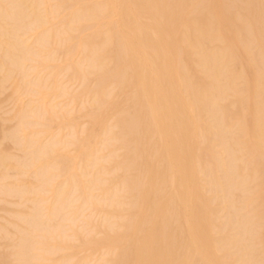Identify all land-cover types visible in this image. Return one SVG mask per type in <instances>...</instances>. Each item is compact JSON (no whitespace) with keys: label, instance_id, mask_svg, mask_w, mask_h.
<instances>
[{"label":"bare ground","instance_id":"6f19581e","mask_svg":"<svg viewBox=\"0 0 264 264\" xmlns=\"http://www.w3.org/2000/svg\"><path fill=\"white\" fill-rule=\"evenodd\" d=\"M47 1L0 0V72H3L5 64L16 69L17 73H19L16 74L21 75V78L29 76H26V72L36 71L28 69L35 67V64L32 67L28 63H35L36 58L40 56L43 50L45 51L44 48L48 46L47 43L55 36V32L51 35L45 33L44 30L46 29H41L44 27V20H46L43 18V8ZM65 1L70 2L72 0ZM72 11L74 10L72 9ZM71 16V21L69 22L74 26H67L69 30H74L73 28L82 29L83 23L85 24L89 19H97L101 16L110 17L107 21L113 19L115 26L113 36L100 40L97 42L99 44L96 45H83L81 51L84 55L85 67L75 71V74L85 81L87 75L95 70L102 69L104 61L111 59L115 68L108 76L107 81L114 88H117L118 94L124 96L125 99L122 107H118L117 94L111 95L110 99L105 101L100 87L101 82H98L96 90L93 92L96 110L103 112L101 109L102 107L105 108L104 110L110 112L112 119V128L109 126L111 131L109 129L106 130L108 128L106 126L105 132L107 134L104 135H107V138H105V141L103 140L104 138L101 139L105 144H108L106 143L107 139L114 143H116L115 141L120 143L125 152L117 165L119 169L130 173L128 177L122 180V185L120 186L123 197L128 200L125 222L118 227L107 230L109 233L104 240L100 241V244L101 242L105 243L108 247L121 248L120 254L115 259H112L110 264H264V0H102L99 5L97 4L79 14L73 12ZM40 29L42 31L39 32ZM47 31L49 30L47 29ZM32 32L36 33L35 37ZM28 33H31L30 35L34 37V39L32 38L34 41L31 44L28 42L30 38H28L29 40L25 39V35ZM48 51L46 50L45 54ZM237 54L242 57L244 63L251 64L253 67L254 74L250 84L245 83V69L236 68ZM65 62L67 63V61ZM13 72L9 71L8 73ZM8 73L6 76H10ZM30 75L34 76L32 73ZM1 78L5 82L10 79L8 76ZM2 79H0L1 84L3 82ZM45 81L47 82V79ZM45 81L43 79L42 83L45 84ZM19 82L24 84L22 81ZM31 82L29 81L30 85H35H32L34 88L39 87L38 84L41 83L34 84L35 82ZM1 84L0 86H2ZM43 84L42 86H45ZM15 87H18V85ZM51 87L48 85V88ZM19 88L21 90V87ZM29 88L30 86L28 85L27 92L30 93ZM34 88L33 91L35 90ZM14 90L17 91L18 88ZM16 91H14L15 94H17ZM22 91L24 92V89ZM33 91L31 88V93ZM35 91L32 97L34 93L37 94V91ZM14 92H12V95ZM46 92H49V90H46ZM29 93L26 94L28 95L26 97H29ZM228 95L235 97V102L232 101L233 103L230 105L221 104L226 102H223V100ZM32 102L36 103L35 100ZM37 103L36 105L39 107L40 103H38L39 105ZM26 104L25 106H28ZM25 106L23 107L25 108ZM40 108L38 109L40 110ZM119 108L120 110L117 111ZM34 109L29 108L28 110V115H31L32 119L38 118L46 112L43 107L44 113H41L40 110L38 112L40 116L37 115V117L36 110L38 109ZM17 113L19 114V111ZM24 114L18 117L14 114L17 118L15 129L18 128V130L6 132L8 135L5 136L11 138V140L13 139L12 142L14 144L15 142L17 144L20 142H17V137L23 127L28 124L26 123L27 115ZM98 120L100 121V119ZM36 121L28 125L33 127L34 124L36 126ZM40 122H43L41 117L38 123ZM43 124L44 126L46 125L44 122ZM70 128L71 126L68 129ZM86 130L84 129V131ZM23 134L25 135V133ZM5 136L4 138H6ZM101 139L100 141L102 142ZM38 144V146L35 145V148L28 144L25 147V153L22 152L23 157L25 154L24 158L21 157L23 160L21 158V160L19 158L18 160L17 158L15 159L18 162L22 161V165L27 166L29 163L40 161V159L44 160L43 158L46 156L55 153L53 149L56 150L59 146L56 143V148H53L54 144L52 143L51 145ZM67 144H64L65 148ZM69 144L71 145V143ZM105 144L104 146H107ZM81 148L80 151L85 152L84 148L82 150ZM99 149L98 153L101 152ZM62 150L60 153H62ZM66 153H69V151ZM88 153L90 152L88 151ZM0 154V168L2 167L3 169L7 159L9 160L13 156L8 158L6 153ZM77 154L75 155L76 157ZM75 156L72 157L73 161L71 162L73 163L76 161ZM106 156L102 157H105L104 164L108 162ZM56 158L54 161L58 163ZM48 159L50 160V158ZM16 160L14 161L13 159L14 162ZM201 160L203 162L200 165ZM86 161L88 162V160ZM86 161L85 163H87ZM92 161L97 163L99 160L97 162ZM77 163L79 164V162ZM85 163L82 164V167L86 165ZM101 163L103 164V162ZM11 164L13 163L11 162ZM22 165L20 166L22 167ZM59 165L55 164V166L47 167V169L39 168L37 170L36 179L39 188L43 189L47 186L50 188L53 179L56 177L60 179L58 173L61 174L59 170L62 166ZM6 167H9V165ZM85 168V171H87V167ZM100 168L96 169V171L104 169L103 167ZM5 170L3 175L6 172ZM56 172L58 173L56 174ZM81 172L80 174L78 173L80 177L82 175ZM103 172L106 173L104 170ZM198 174L202 177H198ZM100 175L98 178H100ZM103 175L105 176V174ZM60 176L62 177V175ZM92 176V179L95 180L94 177L97 175ZM22 177L20 176V178ZM73 177L75 178V176L69 177L70 179L69 181L67 180L66 184L63 182L64 186L61 185L62 187H58L59 189L54 188L52 200L50 199L52 203L49 205L50 201L46 200L48 201L47 207L41 208L30 201L35 206L30 209L31 213L27 217L23 216L26 219L22 218V216H17V214L14 215L15 217H20L18 220H25L23 225L28 226V230L25 229L27 231H25L26 234H21L23 230L20 231V229L17 233V229L14 226L12 227L15 234L21 235L19 240L17 238L19 241L18 246L16 245L18 250L12 255L16 257V261L13 260L14 263L38 264V252L42 250L43 245L41 239L46 237L49 240L48 238L51 235L54 237L56 235L57 238L59 234L57 235V231L55 234L53 233L55 229L60 227L62 230L63 225L61 226L60 224H63L64 220L68 218L71 221L69 214L73 209L72 205L76 203H73L76 197L73 198L72 196L81 189V187L79 189L81 182L77 184V180L75 181ZM101 178L103 179V177ZM36 179L34 178L33 181L35 182ZM92 179L89 180L92 181ZM94 180L93 182H95ZM90 181L89 183H91ZM100 182L104 184V180H100ZM7 183L5 185L8 186L9 183ZM89 183L86 184L88 185ZM253 184L254 186L252 187ZM85 185L86 190H91L90 188L94 186L91 185L90 187L88 185L86 188ZM30 186L34 187L32 184ZM115 187L111 189L117 191ZM27 188L30 187L24 188L23 186V190H27ZM5 190L8 189L6 188ZM17 190L14 194L18 196L23 194L22 189L21 191H19L20 189ZM37 190L42 192L40 189ZM88 190L87 193L90 194ZM120 191L119 193H121ZM45 193L48 192L44 191ZM87 193L84 195H87ZM114 193L115 202L113 201L112 204L114 206V203H116L115 205L119 206L117 202L119 197L116 196V192ZM104 196H106L105 193ZM98 197L96 196V198ZM111 197L109 200L106 199V202L104 201V207L107 206L108 208L110 204L107 202L112 199ZM14 198L17 199L16 196ZM102 198L104 197L102 196ZM236 201L240 202V207L236 206ZM95 202L96 205H93L98 206V201ZM27 203L25 202V204ZM83 203L82 207L80 206L81 208H84L85 203ZM12 204L17 209L19 207L24 209L27 206L23 207L22 204L24 202L19 204L18 201L17 205L19 204V207L16 203ZM12 204L10 202V205ZM41 204H43V201H41ZM80 204L77 205L79 206ZM112 204L109 208L112 207ZM87 205L91 206L92 202L91 204L87 203ZM29 206L31 207L32 205ZM78 206L77 208L81 209ZM94 210L96 212V209ZM217 211L222 212L223 216L217 217ZM75 213L77 214V212ZM101 215L104 217V214ZM9 217L7 216V218ZM15 217L12 219L15 220ZM116 220L118 221V218ZM9 221H11V218ZM60 221H63V223ZM99 222L101 223L102 221L99 220ZM14 223L16 224V222ZM108 223H106L108 227L105 221L103 223L106 229L111 226V223ZM5 224L3 226L7 225ZM86 226L89 227L88 224ZM112 226L114 227L115 225ZM98 227L103 228L99 224ZM91 229L94 230L93 227ZM1 230L2 228L0 227ZM3 230L1 231L2 234L6 231ZM61 230H59V233H61ZM77 232L79 231L77 230ZM225 232L226 235L224 236L223 233L225 234ZM83 234L85 235V233ZM99 235L101 236V234ZM65 237V242L68 241V243L73 238L71 235L68 236L69 240H67V236ZM75 238L74 240H77ZM4 239L1 238V240ZM11 239H13V235ZM52 239L51 237L50 240ZM60 239L62 238L60 237ZM72 242L74 241L72 240L70 243L72 244ZM53 245L55 246V244ZM48 248L51 249L50 246ZM49 249L47 251L50 254ZM59 250L60 252L58 251L57 254H61V251H63ZM67 250L65 249L64 251L69 252ZM45 251L43 250V252ZM53 252H57L56 247L55 251L51 250V253ZM4 255L6 256L5 253ZM105 255L106 253L104 256H99L104 258ZM49 257L52 258L51 256ZM74 258L76 259L75 256ZM89 258H85V260ZM71 260L74 262V259L70 256L69 260L64 258L63 261L69 262ZM85 260H82L83 262L81 263L83 264ZM61 261L58 264L63 262ZM42 263H44V260Z\"/></svg>","mask_w":264,"mask_h":264},{"label":"rangeland","instance_id":"374dc122","mask_svg":"<svg viewBox=\"0 0 264 264\" xmlns=\"http://www.w3.org/2000/svg\"><path fill=\"white\" fill-rule=\"evenodd\" d=\"M79 1V2H78ZM98 1H99V3H98ZM54 4H53V3ZM102 2V0H72V1H70V2H66L65 0H48L47 2H46V4H45V6H44V10H43V18L44 19H46V20H44L45 21V23L43 24V26L44 27H42L41 29L42 30H44V29H46V30H44L45 31V33H49V34H51V35H53V32H55L54 33V35L55 36H57V38H55V36L53 37V39L49 42V43H47L48 44V46H46L44 49H45V51L43 50L42 51V53L40 54V56L39 57H37L36 59L38 60V62H40V63H38L37 62V60H36V62L35 63H28L30 66H32L33 67V64H35L34 66L36 67H33V68H31L30 66V68H28V69H34V70H32V71H35V72H26V76H28V77H22L21 78V75L19 76V75H17V74H19V73H17L18 71L16 70V69H14L13 67H11V66H9L8 67V65L7 64H5L4 66H3V72H0V76L1 77H4L5 76V78L8 76V78L10 77V79L8 80V79H6V80H8V81H6L5 82V80H3L1 77H0V79H2V86H0V91L2 92L3 91V93H1L0 92V153H2V155H3V152L4 153H6V154H4V155H6V156H8V158L9 157H12L13 159H14V161L16 160L15 158H17V160H18V158H19V160H21L22 158L21 157H23V153L22 152H24L25 153V147L29 144L30 146H33L34 148H35V145H39L38 143H40V145L41 144H45V145H51V143L52 144H54L53 145V148H56L55 147V143L58 145L59 144V146H58V148L55 150V149H53V152H55V153H51L50 154V156L48 155V156H46L45 158H43L44 160H42V159H40V161L38 160V161H36V163L35 162H33V163H29L27 166H24V165H22V161H17L16 160V162H14L13 161V159H12V161H11V159L9 158V160L13 163V164H11V162L7 159V162H6V164H5V166L4 167H6V166H8L9 165V167H10V165H12L10 168L9 167H6V168H4L3 167V169H2V167L0 168L1 170H0V227L2 228V230L3 231H5L3 234L1 233V231H0V264H16L17 262H13V260L14 261H16V257H14V256H12L13 255V253H16L17 252V250H18V248L16 247V245L18 246V243H19V239H20V237H21V235L20 234H15L14 232V230L12 229V227L14 226L16 229V232L17 231H19V229H20V231L21 230H23V233H21V234H26L25 233V231L26 230H28V226H26L25 224L23 225V223H25V220H23V221H21V220H18V218H20L21 216H22V218H25V217H27L30 213H31V210L30 209H32L35 205H33V204H37L39 207H41V208H45V207H47L48 206V201H50V199L52 200V191L53 190H55V189H59L60 187H62V186H64L62 183L64 182V184H66V182H67V180L69 181V177H71V176H75V178H74V180L77 182V184L78 183H80L81 182V184H79V189H80V187H81V189L78 191V192H76V193H74V196H72L73 198L74 197H76V198H74V199H76L75 201H73V203L74 202H76V203H74V204H76V205H72V207H73V209L71 210V213L69 214V216L71 217L70 218V220L71 221H69V218L67 219V220H64L65 222L63 223V221H60L61 223H63V224H60V222H59V224L62 226L63 225V228H62V230H61V228L60 227H57V229H55V232H53L54 234L56 233V231H57V238H56V235H55V237L54 236H52L51 235V237L53 238L52 240H50V238H48L49 240H50V243H49V240H47V238L45 237V239L43 240V239H41L42 240V243H43V245H42V250H40L39 252H38V254H39V256H38V261H37V263L38 264H47L48 263V261H49V263L48 264H56V262H57V264H58V262H60L61 260L63 261L64 260V258H65V260H69V258H70V256H71V258L72 259H74V262L71 260V261H66V262H62L61 264H82L81 262H83L82 260H85V258H88V257H90L89 259H86L87 260V262H86V260L84 261V263L83 264H110V262H111V260L112 259H115V257L116 256H118L119 254H120V250H121V248H113V247H108L105 243H102L101 242V244H100V241H102V240H104L105 239V237H106V235L109 233V231L107 232V230H109V229H113V228H115V227H118V226H120V225H122V223H124L125 222V219H126V214H127V210H128V205H127V203H128V200L126 199V198H124L123 197V193L120 191V186L122 185V180H124L126 177H128L129 175H130V173H129V171H123V170H121V169H119V167H118V162L120 161V159L122 158V156L124 155V149L121 147V145H120V143L119 142H117V141H115L116 143H114V142H112V141H109L108 139L106 140V143H108V144H105V142H103V140L105 141V138H107V135H104V134H107V132H105L106 130H108L109 129V126H110V128H112V119H111V116H110V112L109 111H106V110H104L105 108H103L102 107V109L101 110H103V112L101 111H98V110H96V108H95V106H96V104H95V101H94V95H93V92L96 90V87H97V84H98V82H101L102 84H101V89H102V93L104 94V97H103V99L105 100V101H108L109 99H110V97H111V95H113V94H117V97H116V101H117V103H118V107H122V105H123V103H124V101H125V99H124V96H120L119 94H118V90H117V88H114V86H112L111 84H110V82H108L107 81V79H108V76L112 73V70L115 68L114 67V63H113V61L111 60V59H106L105 61H104V65H103V68L102 69H99V70H95V71H93L91 74H89V75H87V78H86V80L85 81H83L84 79H82V78H80V77H78L76 74H75V71H76V69H81V68H84L85 67V62H84V55L82 54V51H81V48L83 47V45L85 44V45H96V44H99V43H97V42H99L100 40H105L106 38H109V37H111V36H113V33H114V31H115V26H114V20L113 19H110V20H108L107 21V19H109L110 17H108V16H101V17H99V18H97V19H89V21H87L85 24L83 23V27H82V29H79V30H77V29H75V28H73L74 30H69L68 29V27L71 25V23L69 22V21H71V14L74 12V13H82L84 10H88L89 8H91V7H94V6H96L97 4L99 5L100 3ZM52 3V4H51ZM74 3V4H73ZM51 4V5H50ZM72 5V6H71ZM91 5H93V6H91ZM50 6H52V7H50ZM69 7H70V9H71V11H70V9H69ZM52 8V9H51ZM56 8V9H55ZM50 9V10H49ZM72 9L74 10V11H72ZM77 10V11H76ZM48 11H49V13H48ZM76 11V12H75ZM55 14H54V13ZM49 16V17H48ZM55 16V17H54ZM54 18V19H53ZM52 20V21H51ZM102 21V22H101ZM90 22V23H89ZM96 22V23H95ZM101 22V23H100ZM47 23V24H46ZM49 24V25H48ZM105 24V25H104ZM88 25V26H87ZM68 26V27H67ZM71 26H74V25H71ZM70 26V27H71ZM89 27V28H88ZM39 30V32L40 31H42V30ZM47 29L49 30V31H47ZM83 29H84V32H83ZM113 29V30H112ZM55 30V31H54ZM81 30H82V33H81ZM63 33H62V32ZM86 31V32H85ZM90 31V32H89ZM33 34V36L35 37V35H36V33L35 32H32ZM31 33H28V34H26L24 37H25V39H28V38H30V40L28 41V42H30L29 44H31V42H33L34 40V37L32 36V35H30ZM83 34V35H82ZM95 34V35H94ZM101 34H103V35H101ZM73 35V36H72ZM32 36V37H31ZM78 36V37H77ZM80 36V37H79ZM103 36V37H102ZM62 37V39H60ZM102 37V38H101ZM33 38V39H32ZM32 39V40H31ZM58 39V40H57ZM58 42H57V41ZM63 40V42L61 43V41ZM65 40V41H64ZM80 41V42H79ZM90 42H93V43H90ZM95 42V43H94ZM56 43V44H55ZM46 44V45H47ZM57 44H59L58 46H57ZM60 44H61V46H60ZM76 44V45H75ZM53 45V46H52ZM75 45V46H74ZM77 46H79V47H77ZM47 48V49H46ZM55 48V49H54ZM74 49V51H73V49ZM78 48V49H77ZM46 50H49L48 52H47V54H45L46 53ZM71 50V51H70ZM51 51V52H50ZM73 51V52H72ZM79 52V53H78ZM80 52H81V54H80ZM48 54H49V56H48ZM46 55V56H45ZM52 55V56H51ZM44 57V58H43ZM49 57H50V59H49ZM43 58V59H42ZM41 59V60H40ZM49 60V61H48ZM48 61V62H47ZM65 61H67V63L65 62ZM240 61V62H239ZM82 62V63H81ZM42 63V64H41ZM44 63V64H43ZM46 63V64H45ZM39 64V65H38ZM69 64V65H68ZM245 64V65H244ZM78 65V66H77ZM40 66H41V68H40ZM109 66V67H108ZM48 67V68H47ZM52 67V68H51ZM11 68V69H10ZM43 68V69H42ZM236 68L237 69H242V68H244L245 69V83L246 84H250V83H252V77H253V74H254V70L252 69L253 67H252V65L251 64H247L246 62L244 63L243 62V59H242V57L240 56V55H238L237 54V56H236ZM6 69V70H5ZM42 69V70H41ZM86 69V68H85ZM108 69V71H106ZM66 70V71H65ZM6 71V72H5ZM9 71H11V72H13V73H8ZM71 71V72H70ZM88 71H89V69H88ZM98 71V72H97ZM253 71V72H252ZM5 72V73H4ZM37 72H39L38 74H36ZM4 73V74H3ZM10 74V76L9 75H7L6 76V74ZM17 73V74H16ZM33 74L34 76H36V77H34V76H31L30 74ZM61 73V74H60ZM12 74V75H11ZM75 74V75H74ZM96 76H95V75ZM252 74V75H251ZM37 75H39L38 77H37ZM61 75V76H60ZM99 76V77H98ZM15 77V78H14ZM30 77V78H29ZM22 80H21V79ZM26 78V79H25ZM29 78V79H28ZM33 78V79H32ZM40 80H39V79ZM27 80V81H25V80ZM34 79H35V81H34ZM42 79V80H41ZM43 79H44V81L47 79V82L45 81L44 83L45 84H43L42 82H43ZM16 80V81H15ZM31 80H32V82H31ZM38 80V81H37ZM19 81H22V83L24 82V84H21V82H19ZM29 81L31 82V83H34V84H37V83H39V82H41V83H39L38 85H39V87H37V85H36V87L37 88H34L33 86H35V85H30V83H29ZM26 82V83H25ZM51 82V83H50ZM4 83H6L5 85H3ZM29 83V84H28ZM50 83V84H49ZM18 85V87H15V86H17ZM27 84V85H26ZM42 84L43 85H45V86H42ZM28 85L30 86V88H29V91H30V93L29 92H27L28 91ZM46 85H47V87H46ZM48 85H50V87L51 88H48ZM56 85H57V87H56ZM81 85H83L82 87H81ZM10 86V87H9ZM32 86V87H31ZM54 86V87H53ZM19 87H21V90H20V88ZM26 87V88H25ZM41 87V89H39ZM43 87V88H42ZM79 87H81V88H79ZM92 87V88H91ZM18 88V90L16 91V90H14V89H17ZM31 88H32V91H33V88L37 91H35L37 94H35L34 93V96L32 97V95H33V92L31 93ZM46 88V89H45ZM48 88V89H47ZM24 89V92L22 91ZM46 90H49V92H46ZM110 90V91H109ZM14 91H16V93L17 94H15V92ZM27 93H26V92ZM56 91H58V92H56ZM60 91V92H59ZM12 92H14L13 93V95H12ZM44 92V93H43ZM22 93H23V95H22ZM29 93V97H26V96H28V95H26V94H28ZM51 93V94H50ZM24 94H25V96H24ZM40 94V95H39ZM56 94V95H55ZM59 94V95H58ZM37 95V96H36ZM46 95V96H45ZM71 95V96H70ZM12 96V97H11ZM32 98H31V97ZM45 96V97H44ZM34 97H36V98H34ZM85 97V98H84ZM107 97V98H106ZM229 97V98H228ZM231 97V98H230ZM30 98V99H29ZM39 98V99H38ZM72 98V99H71ZM92 98V99H91ZM30 100V102H29V100ZM41 99V100H40ZM36 101V103H37V101H38V103H40V105H41V103H42V107L40 108V105H39V107H37V105H36V103H33L32 101ZM90 100V101H89ZM235 100H236V98L235 97H233L232 95H228L224 100H223V102L224 101H226V102H224V103H221V104H223V105H230V104H232L233 102H235ZM41 101V102H40ZM233 101V102H232ZM28 102V103H27ZM90 102V103H89ZM27 103V104H26ZM25 104L26 105H28V106H25ZM30 105V106H29ZM31 105H33V106H31ZM36 105V106H35ZM94 105V106H93ZM121 105V106H120ZM23 106H25V108L23 107ZM23 107V108H22ZM43 107H44V111H46L45 113H44V111H43ZM21 108H22V110H21ZM26 108H28V109H26ZM29 108H32V110L34 109V110H36V108L38 109V108H40V110H41V113H44V114H41V116L40 115H38L39 113L38 112H40V110L38 109V110H36L37 111V113H36V116L38 115V116H40L41 117V120L46 124L45 126H44V124H43V122L41 123H38L39 122V120H40V117H38V118H35V119H32L33 117L31 116V115H28L29 113ZM24 109H26L25 111H23ZM31 110V111H32ZM120 110V108L119 109H117V111H119ZM19 111V114L17 113ZM27 112V113H26ZM86 112V113H85ZM24 113H26V114H24ZM14 114H15V116L16 117H18L19 115H27V122L26 123H30V124H32V123H34L35 121H36V119H37V121H36V126L33 124V127H31L30 125H25L24 127H23V129H22V131H20V133H19V135H18V137H17V139H18V141L17 142H19L18 144L15 142V144H14V142H12L13 141V139L11 140V138H9V137H7V136H5V135H8V134H6V132H8V131H11V132H13V131H17L18 130V128H16L15 129V127H16V124H17V118L14 116ZM45 114H47V115H45ZM68 114V115H67ZM44 115V116H43ZM51 115H53V116H51ZM54 115H55V117H54ZM72 117H71V116ZM99 115V116H98ZM101 115V116H100ZM31 116V117H30ZM48 116V117H47ZM62 116V117H61ZM65 116H67V117H65ZM85 116H87V117H85ZM89 116H91V117H89ZM105 116V117H104ZM30 117V119H28ZM35 117V116H34ZM54 117V118H53ZM60 117H61V119H60ZM15 118H16V120H15ZM45 118V119H44ZM52 119V120H51ZM56 119H58V120H56ZM98 119H100V121H101V123H100V121L98 120ZM29 120V121H28ZM35 120V121H34ZM47 120V121H46ZM51 120V121H50ZM68 120V121H67ZM95 120V121H94ZM105 120V121H104ZM110 120V121H109ZM34 121V122H33ZM65 121V122H64ZM48 122V123H47ZM51 122V123H50ZM64 122V123H63ZM99 123V124H98ZM108 123V124H107ZM49 124V125H48ZM72 124V125H71ZM38 125V126H37ZM43 125V126H42ZM48 127V129H47V127ZM71 126V130L70 129H68L69 127ZM88 126V127H87ZM93 126V127H92ZM100 126V127H99ZM108 127L107 129L105 128V127ZM46 127V128H45ZM60 127V128H59ZM64 127V128H63ZM65 127H66V129H65ZM68 127V128H67ZM26 128V129H25ZM29 128V129H28ZM32 128H33V130H32ZM50 128V129H49ZM83 128V129H82ZM90 128V129H89ZM92 128V129H91ZM104 128V129H103ZM14 129V130H13ZM84 129L86 130V131H84ZM102 129V130H101ZM106 129V130H105ZM28 132H27V131ZM48 130V131H47ZM113 130V129H112ZM109 131H111V129H109ZM10 132V133H11ZM25 133V135L23 134V133ZM32 132H35V133H32ZM73 132V133H72ZM99 132H100V134H99ZM9 133V134H10ZM22 133V134H21ZM28 133V134H27ZM73 134V135H72ZM6 137V138H4V136ZM29 135V136H28ZM72 135V136H71ZM25 136V137H24ZM74 137V138H73ZM96 137V138H95ZM8 138H9V140H8ZM72 138V139H71ZM95 138V139H94ZM103 140H102V139ZM7 139V140H6ZM85 139V140H84ZM88 139V140H87ZM100 139L102 140V142L100 141ZM35 140V141H34ZM84 140V141H83ZM8 141V142H7ZM74 141H76V142H74ZM83 141V142H82ZM86 141V142H85ZM94 141V142H93ZM96 141H97V143H96ZM99 141V142H98ZM58 142V143H57ZM85 142V143H84ZM87 142H88V144H87ZM111 142V143H110ZM11 143H13V144H11ZM50 143V144H49ZM68 143V144H67ZM69 143H71V145L69 144ZM105 145H107V146H104V144ZM64 144L66 145L67 144V147L69 148H65V146H64ZM74 144H76V146H74ZM97 144V145H96ZM99 144H101V146H99ZM13 145V146H12ZM71 147H70V146ZM103 145V146H102ZM16 146V147H15ZM17 146H19V147H17ZM63 146H64V148H63ZM80 146V147H79ZM86 146V147H85ZM77 147V148H76ZM82 147V148H81ZM85 147V148H84ZM93 147V148H92ZM101 148V147H103V148H105L104 149V151H103V148H101V149H99V148ZM61 148V150H62V153H60V151H59V149ZM76 148V149H75ZM80 148H81V150L84 148V151L85 152H83V151H80ZM94 148H97V149H94ZM3 149V151H1ZM23 149V150H22ZM67 149V150H66ZM92 149H94V150H92V152H94V153H92L91 152V150ZM98 149L101 151V152H99L98 153ZM21 150V151H20ZM74 150V151H73ZM76 150V151H75ZM59 151V152H58ZM69 151V153H66V152H68ZM88 151L90 152V153H88ZM97 152V153H96ZM58 153V154H57ZM65 153V154H64ZM76 153H78L77 154V157L75 156L76 155ZM80 153V154H79ZM110 153V154H109ZM113 153V154H112ZM68 154V155H67ZM91 154V155H90ZM109 154V155H108ZM114 154H115V156H114ZM1 155V154H0ZM54 155V156H53ZM107 155V156H106ZM111 155V156H110ZM5 156V157H6ZM73 156H75L76 157V161H74V163L73 162H71V161H73V159H72V157ZM89 157V158H87V157ZM103 156H106V160H107V158H108V162H107V164H104V160H105V157L104 158H102ZM239 156V155H238ZM24 157H25V154H24ZM23 157V158H24ZM57 157V158H56ZM71 157V158H70ZM74 157V158H75ZM7 158V157H6ZM21 158V159H20ZM48 158H50V160L48 159ZM55 158H56V161L58 160V163L57 162H55L54 160H55ZM80 158V159H79ZM87 158V159H86ZM99 158V159H98ZM115 158V159H114ZM47 159H48V161H47ZM52 159V160H51ZM82 159V160H81ZM88 160V162L86 161V160ZM97 159V160H96ZM23 160V159H22ZM80 160V161H79ZM84 160V161H83ZM92 160H94V161H98L97 163H95V162H93ZM45 161V162H44ZM53 161H54V163L55 164H57V165H59V166H62V167H60V170H59V172L61 173V174H59L58 172H56V174L58 173V175H59V177H60V179H58L56 176V178L58 179H56L55 177V179H53V182H52V186H50V188L47 186V187H44L43 189L42 188H39V185L37 184L38 182H37V179H36V173H37V170L39 169V168H43V169H47V167H50V166H55V164L53 163ZM85 161L89 164H87V163H85ZM110 161V162H109ZM19 164H18V163ZM39 162V163H38ZM46 162H47V164H46ZM51 162V163H50ZM69 162H71V163H69ZM76 162H79V164L77 163L76 164ZM101 162H103V164L101 163ZM106 162V161H105ZM201 162H203V160H201L200 161V165H201ZM43 163V165H41ZM86 164V165H84L85 167H87V171H85V167L83 166L82 167V164ZM91 163L93 164L92 166H91ZM99 163V164H98ZM110 163V164H109ZM18 164V165H17ZM76 164V165H75ZM20 165H22V167L20 166ZM88 165V166H87ZM95 165H98L99 167H103L104 169H101L100 171H96V169H99V167L98 166H95ZM24 166V167H23ZM35 166H37L36 168H35ZM73 166H74V168H73ZM94 166L96 167L95 168V170L93 169L94 168ZM67 167V168H66ZM77 167H79L78 169H77ZM98 167V168H97ZM35 168V169H34ZM77 170H76V169ZM81 168V169H80ZM83 168V169H82ZM6 169V170H5ZM18 171H17V170ZM34 169V170H33ZM111 171H110V170ZM113 169V170H112ZM6 171L5 172V174L3 175V171ZM64 170V171H63ZM74 170V171H73ZM81 170H83L82 172H81ZM103 170L107 173V175H106V173H104L103 172ZM93 171H94V174H93ZM102 171V172H101ZM109 171V172H108ZM114 171V172H113ZM123 171V172H122ZM80 172H81V174L83 175H81V177L79 176V174H80ZM88 172V173H87ZM121 172V173H120ZM125 172H126V174H125ZM71 173V174H70ZM79 173V174H78ZM105 174V176L103 175V174ZM55 174V175H56ZM73 174V175H72ZM75 174V175H74ZM87 174V176H85ZM99 174H101L100 175V178H98L99 177ZM111 174V175H110ZM1 175H3V176H1ZM60 175H62V177L60 176ZM63 175H65V176H63ZM92 175H97L96 177H94L95 178V180L94 179H92L93 178V176ZM103 175V176H102ZM4 176H6V177H4ZM20 176L22 177V178H20ZM36 179L35 180V182L33 181L34 180V178ZM84 177V178H83ZM86 177H88L90 180L92 179V181H90L88 178H86ZM101 177H103V179L101 178ZM112 177V178H111ZM198 177H202L200 174H198ZM3 180H2V179ZM83 178V179H82ZM105 178V179H104ZM122 178V179H121ZM22 179V180H21ZM65 179V180H64ZM85 179V180H84ZM88 179V180H87ZM97 179V180H96ZM109 179V180H108ZM56 182H55V181ZM62 180V181H61ZM93 180L97 183L96 185H95V182H93ZM100 180L102 181V180H104V184H105V180H106V184L104 185L103 184V182H100ZM5 181V182H4ZM33 181V182H32ZM84 181V182H83ZM87 181V182H86ZM89 181L91 182V183H89ZM99 181V182H98ZM112 181V182H111ZM11 184V186H9V184ZM11 182V183H10ZM22 182H23V184H22ZM32 182V183H31ZM55 182V183H54ZM61 183L60 185H59V183ZM92 182H93V184H92ZM120 182H121V184H120ZM8 184V186L7 185H5V184ZM20 183V184H19ZM34 183H36V184H34ZM86 183H89L88 185L91 187V185H94V186H92V188H90L91 190H88V192L90 191V194L89 193H87V190L85 189V187H84V185ZM102 184V186H100V184ZM4 185V187H6L8 190H9V193H8V190H5L4 189V187H3V185ZM16 184H18V185H16ZM32 184V186H34V187H31L30 185ZM57 184H58V186H57ZM84 184V185H83ZM112 184V185H111ZM200 184V183H199ZM56 185V186H55ZM62 185V186H61ZM81 185V186H80ZM88 185L86 184L85 186H86V188L88 187ZM109 185V186H108ZM18 188H17V187ZM21 186H22V188H21ZM23 186H24V188H26V187H30V188H27V190H23ZM105 186V187H104ZM108 186V187H107ZM116 186V187H115ZM254 186V184L252 185V187ZM36 187V188H35ZM59 187V188H58ZM95 187V188H94ZM104 187V188H103ZM113 187H115L116 188V190L118 191V193H117V191H114V190H112L111 188H113ZM14 188H16V189H14ZM52 188V189H51ZM55 188V189H54ZM86 190H84V189ZM102 188V189H101ZM17 189H20L19 191H21V189H22V191H23V194L22 195H20V196H18L17 194H14V192L15 191H18ZM28 189L30 190L29 192H28ZM33 189V190H32ZM37 189H40L42 192H40L39 190H37ZM51 190V193H50V190ZM95 189V190H94ZM98 189V190H97ZM107 189H108V192H107ZM109 189H111V190H109ZM10 190H12L11 192H10ZM14 190V191H13ZM97 190V191H96ZM103 190V191H102ZM106 190V191H105ZM28 193H27V192ZM33 191V192H32ZM44 191L45 192H48V193H45L44 194ZM81 191V192H80ZM84 191H85V193H87V195H84L85 193H84ZM94 191V192H93ZM96 191V192H95ZM98 191H100V192H98ZM105 191V192H104ZM111 191V192H110ZM119 191L121 192V193H119ZM30 192H32V193H30ZM105 193V195L106 196H104V193ZM114 192H116V196H118L119 198H118V200H117V202H118V204H119V206L118 205H115L116 203H114V206H113V204H112V202L114 201L115 202V199H114V195H115V193ZM2 193V194H1ZM110 193V194H109ZM77 194H78V196H80V197H78L77 196ZM92 194V195H91ZM100 194H103V195H100ZM113 194V195H112ZM6 195V196H5ZM90 195V196H89ZM94 195V196H93ZM112 197H111V196ZM207 195H209L208 193H207ZM14 196H16V198H17V196H18V198L17 199H15L14 198ZM85 196V197H84ZM88 196V197H87ZM96 196L98 197V196H101V197H98V198H96ZM102 196L104 197V198H102ZM9 197V198H8ZM28 199H27V198ZM51 197V198H50ZM78 197V198H77ZM82 197V198H81ZM89 197H93V198H89ZM110 197L112 198L109 202H107V203H109V204H107V203H105L106 205H109L108 206V208H107V206H103L104 205V201L106 202V199H110ZM5 198V199H4ZM25 198V199H24ZM32 198V199H31ZM48 198V199H47ZM72 198V200H74ZM88 198H89V200H88ZM25 201H24V200ZM38 199V200H37ZM81 199V200H80ZM86 199V200H85ZM94 199V200H93ZM7 200H9V201H7ZM27 200H29V201H27ZM46 200H48V201H46ZM78 200V201H77ZM87 200H88V202H87ZM99 200H102V201H99ZM107 200V201H108ZM8 203H7V202ZM17 201L19 202V204H21L22 202H24V204H22L23 205V207L25 206V205H27L26 207H24V209L22 208V207H19V204L17 205ZM33 203V204H31V202ZM41 201H43V204H41ZM80 201V202H79ZM85 203H83V202ZM95 201H98V206H94V205H96V202ZM122 201V202H121ZM124 201V202H123ZM10 202H11V204L12 203H16V205L19 207L18 209L15 207V206H13V204L12 205H10ZM25 202L27 203V204H25ZM37 202V203H36ZM89 203V204H91V202H92V207L90 206V205H87V203ZM101 202H102V204H101ZM237 202V201H236ZM52 202L50 201L49 202V205L51 204ZM81 203V204H80ZM82 203L84 204V208H81L82 207ZM40 204V205H39ZM77 204H80L79 206L77 205ZM94 204V205H93ZM111 204H112V207L111 208H109L110 206H111ZM122 204V205H121ZM22 205H20V206H22ZM29 205H32L31 207L29 206ZM99 205H100V207H99ZM102 205V206H101ZM77 206L78 207H80L81 209H79V208H77ZM116 206H118V207H116ZM123 206H125V207H123ZM236 206L237 207H240V202L238 203H236ZM14 207V208H13ZM28 207V208H27ZM87 207V208H86ZM88 207H89V209H88ZM127 207V208H126ZM22 208V209H21ZM77 208V209H76ZM91 208V209H90ZM114 208V209H113ZM27 209H29V210H27ZM75 209V210H74ZM94 209H96V212H95V210ZM100 209V210H99ZM111 209V210H110ZM113 209V210H112ZM121 209V210H120ZM24 210V211H23ZM74 210V211H73ZM98 210V211H97ZM106 210V211H105ZM21 211H23V212H21ZM94 211V212H93ZM101 211V212H100ZM12 212H17V213H12ZM25 212V213H24ZM75 212H77V214L75 213ZM100 212V213H99ZM122 212V213H121ZM8 213H9V215H8ZM19 213V214H18ZM22 213V214H21ZM98 213H99V215H98ZM17 214V216H20V217H15L14 215H16ZM24 214V215H23ZM27 214V215H26ZM101 214H104V217H103V215H101ZM108 214H109V216H108ZM216 216L218 217H222L223 216V213L222 212H220V211H217L216 212ZM220 214V215H219ZM74 215V216H73ZM98 215V216H97ZM125 215V216H124ZM7 216H10L9 218H7ZM18 220H13L12 218H14V217ZM23 216H25V217H23ZM106 216H107V218H106ZM113 216V217H112ZM102 217H103V219H102ZM109 217V218H108ZM112 217V219H110ZM125 217V218H124ZM10 218H11V221H9L10 220ZM97 218H99L98 220H97ZM101 218V219H100ZM107 219V220H105V219ZM116 218H118V221L116 220ZM124 218V219H123ZM26 219V218H25ZM110 219V220H109ZM6 220H8V221H6ZM16 222V224L13 222ZM89 220V221H88ZM99 220H101L102 222L100 223L99 222ZM105 221V224L106 223H108V222H110L111 223V226L112 225H115L114 227L112 226H109L110 228H107L106 229V227H105V224H103L104 223V221ZM111 220H113V221H111ZM122 220V221H121ZM5 221V222H4ZM115 221V222H114ZM72 222V223H71ZM91 222V223H90ZM97 222V223H96ZM113 222H114V224H113ZM7 225H6V224ZM11 223V224H10ZM13 223V224H12ZM93 223H95V224H93ZM116 223V224H115ZM3 224H5L6 226H3ZM88 224V226L89 227H87L86 225ZM98 224L100 225V227H102L103 226V228L101 229V228H99L98 227ZM109 224V223H108ZM12 225V226H11ZM17 225V226H16ZM23 227H22V226ZM107 225V224H106ZM8 226V227H7ZM20 228H19V227ZM59 226V225H58ZM21 227H22V229H21ZM93 227V229L94 230H90V228H92ZM95 227H97L96 229H95ZM107 227H108V225H107ZM6 228V229H5ZM24 228V229H23ZM59 228V229H58ZM12 230V232H11V230ZM26 229V230H25ZM76 229V230H75ZM98 229V230H97ZM59 230H61V233H62V236H61V233H59L60 231ZM74 230V231H73ZM77 230L80 232L81 231V233H79V232H77ZM76 231V232H75ZM94 231V232H93ZM120 231H121V229H120ZM27 232V231H26ZM85 233V235L83 234V233ZM97 232V233H96ZM101 232V233H100ZM8 233V234H7ZM18 233V232H17ZM20 233V232H19ZM77 233V234H76ZM95 233H96V236H95ZM101 234V236L99 235V234ZM13 235V239H15V240H13V239H11L12 238V235ZM15 234V235H14ZM66 234V235H65ZM97 234H98V237H97ZM5 235H7V237H5ZM10 235V236H9ZM17 235V236H16ZM70 236L71 235V237H73L74 235V237L73 238H71L74 242H72V244L70 243L72 240L70 239L69 240V237H68V239L67 240H69L70 242L68 243V241L67 242H65L66 240V237L65 236ZM78 235H81V236H78ZM94 235V236H93ZM103 235V236H102ZM223 235L225 236L226 235V232H225V234L223 233ZM14 236H16V237H14ZM62 238V239H60V237ZM92 236V237H91ZM48 237V236H47ZM77 238V240H74V238ZM84 237V239H82ZM87 237V238H86ZM90 237V238H89ZM95 237V238H94ZM96 237H97V239H96ZM1 238L2 239H4V240H1ZM17 238H18V240H17ZM75 238V239H76ZM57 239V240H56ZM87 239V240H86ZM17 240V241H16ZM85 240V241H84ZM52 241V242H51ZM14 242V243H13ZM16 242V243H15ZM62 242V243H61ZM77 242V243H76ZM67 243V244H66ZM73 243H75V244H73ZM90 243V244H89ZM49 244V245H48ZM53 244H55V246L53 245ZM60 244H61V247H60ZM77 244H79V245H77ZM5 245V246H4ZM54 247H53V246ZM103 245V246H102ZM51 247V249H49L48 247ZM90 246V247H89ZM106 246V247H105ZM7 247H8V249H7ZM12 247H15V248H12ZM55 247H56V250H57V252H53V253H51V250L52 251H55ZM65 248L67 251H69V252H66V251H64L65 249H63V248ZM80 247V249H78ZM94 247V248H93ZM11 248V249H10ZM17 248V249H16ZM45 248V249H44ZM52 248H54V249H52ZM3 249H5V250H3ZM7 249V250H6ZM47 249H49L50 250V254H49V251H47ZM59 249H61V250H63V251H61V254L59 253V254H57L58 253V251L60 252V250ZM70 249V250H69ZM101 250V252H99L100 250ZM117 249V250H116ZM9 250H12V251H9ZM43 250L45 251V252H43ZM72 250V251H71ZM98 250V251H97ZM105 250V252H103L102 253V251H104ZM114 250V251H113ZM97 251V252H96ZM8 253V255H7V253ZM64 252V253H63ZM77 252V253H76ZM4 253L6 254V256L4 255ZM11 253V254H10ZM79 253V254H78ZM101 253V254H100ZM106 253V255H105V257L103 258V256H104V254ZM44 254V255H43ZM56 254V255H55ZM64 254V255H63ZM76 254V255H75ZM99 255H103L102 256V258H103V260H102V258L99 256ZM4 256V257H3ZM13 257V258H11V257ZM49 256H51L52 258H50ZM57 256V257H56ZM65 256V257H64ZM74 256L76 257V259L74 258ZM56 257V258H55ZM64 257V258H63ZM3 258V259H2ZM49 260H48V259ZM82 258H84V259H82ZM41 259H43L44 260V263H42L43 262V260H42V262H41ZM47 259V261H45ZM5 260V261H4ZM57 260V261H56ZM58 260H60V261H58ZM101 260H102V262H101ZM8 261V262H7ZM7 262V263H6ZM10 262V263H9ZM12 262V263H11ZM52 262V263H51ZM53 262H55V263H53ZM68 262V263H67Z\"/></svg>","mask_w":264,"mask_h":264}]
</instances>
